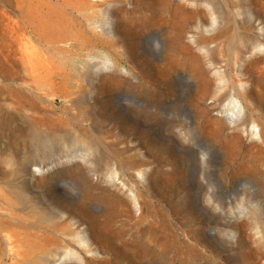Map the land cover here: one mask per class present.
I'll return each mask as SVG.
<instances>
[{
  "label": "rangeland",
  "instance_id": "1",
  "mask_svg": "<svg viewBox=\"0 0 264 264\" xmlns=\"http://www.w3.org/2000/svg\"><path fill=\"white\" fill-rule=\"evenodd\" d=\"M28 2L0 0V264H163L137 257L123 242L132 230L129 225L152 221L165 206L150 195L145 176L124 163L145 154L133 147L136 138L122 136L111 116L121 124L133 123L141 135L152 132L167 138L189 176L196 169L203 184L196 217L180 211L169 214L179 252L172 264H264V190L255 195L258 185L247 171L222 174L224 155L251 141L262 142L264 129L253 124V133L244 132L243 140L226 139L236 116L212 105L219 90L215 69L223 71L228 64L223 76L233 89L241 63L236 61L238 51L244 57L264 54V0H166V17L145 22L115 13L119 6H132V0H110L85 11L62 5L83 38L52 34L47 41L36 39L23 17ZM119 23L120 33L115 30ZM169 24L178 29L183 25L186 41L221 25L229 27L226 35L207 45L217 55L214 68L203 62L210 80L202 96L206 113L201 121L190 100L194 86L189 76L174 67L152 75L139 56L143 52L160 59L159 34ZM247 37L259 45L246 50ZM29 39L50 55L49 62L25 46ZM241 84L248 87V82ZM261 92L264 97V80ZM174 111L188 123L169 118ZM154 115L168 120L169 128ZM215 117L220 122H214ZM201 149L210 152V171L199 160ZM147 168L144 165V172ZM245 181L248 203L238 208L237 198H231ZM101 188L128 203L112 205L113 219L101 217L88 240L85 223L77 221L85 214L72 215L65 206L84 203L85 213L100 214L107 203L93 195ZM135 193L153 204L139 218ZM203 195L210 207L219 209L217 215L203 205ZM48 217L61 226L48 227ZM214 226L217 235L209 231ZM13 231H46L52 240L44 248L28 250L12 243ZM68 248L71 254H66Z\"/></svg>",
  "mask_w": 264,
  "mask_h": 264
},
{
  "label": "bare ground",
  "instance_id": "2",
  "mask_svg": "<svg viewBox=\"0 0 264 264\" xmlns=\"http://www.w3.org/2000/svg\"><path fill=\"white\" fill-rule=\"evenodd\" d=\"M109 1L110 0H29L28 6L23 12V17L27 21V25L36 39L47 41L52 34L58 35L59 37L74 35L82 39L83 36L80 29L75 25L73 16L66 12L62 5L70 7L76 6L79 10L85 11L89 9L95 10L98 5ZM132 3V6L129 8L119 6L115 13H128L134 18L135 22L137 18H141L143 22H145L146 19H154L158 16L166 17V0H132ZM246 23L249 25L248 22ZM124 25L123 23V26ZM121 26L122 23H119L115 27L118 33H120ZM169 27L170 28H165L164 31L159 34L162 41L160 59L156 61L152 55L140 52L139 56L145 61L142 65L147 68L152 75L156 74L155 71L160 72L170 67L177 68L188 75L194 86V90L190 94V100L196 110L198 120L201 121L206 113L205 109L201 107L202 96L210 80V77L207 75L208 68L204 66L203 62L208 60L209 65L214 68L216 66L217 55V52L211 50L207 45L217 41L219 37L226 35L229 31V27L227 25L218 26L207 35L193 38L191 41L183 39V25H180L179 29L170 24ZM136 36L137 31L135 30V37ZM258 45L259 43L254 42L251 38L247 37L245 39L244 46L246 50L257 47ZM25 46L36 54L39 59L50 61V55L36 47L30 39L25 42ZM242 56V53L238 51L236 54V61H241V63L238 77L235 80L236 85L233 89L230 88L227 80H225L223 76L224 71L229 67L228 64H225V67L222 68L223 71L218 70V68L214 70L215 78L219 79V90L212 104L219 108L221 113L227 114L229 111L236 116L231 131L227 132L224 137L229 140H237L238 142L243 140L242 134L244 132L249 135L253 133V130L250 128L251 125L256 124L259 129H264V97H262L261 92V86L264 80V54H252L247 57ZM242 82H248V87L242 86ZM229 96L231 98L227 104L221 106V100ZM241 111L242 115H240ZM96 113L99 114L98 111H96ZM94 117L95 116H93V118ZM110 118L118 124L117 126L125 139L131 135L136 138L133 147L143 149L145 156H147H141L139 159L128 158L124 160V163L132 170H136L138 173L145 176L148 180L147 183L150 195H156L157 199L159 201L162 200L165 206L164 209L158 210L152 221L133 228L129 225L132 230L128 238L123 242L133 248L137 252V257L139 258L152 260L160 259L163 264H172L174 255L176 253L179 254V252L177 251L178 237L169 220V214L171 211H180L196 217L198 215L196 199L202 193L203 184L196 176V169L193 175L189 176L188 167L183 161L177 159L178 152L174 154L172 145L167 138L160 135L154 136L152 132L141 135L133 123L121 124L116 117L111 116ZM153 118H156V121H158L163 128H169L170 123L168 120L156 115H154ZM214 122H220V118L215 117ZM157 151L160 153H157ZM148 156H150V158ZM223 163L224 170L222 174L224 176L231 177L233 174L247 171L258 185V191L255 195L259 196L263 192L264 139L260 143L251 141L235 152L225 154ZM147 164L148 168L144 172L143 167ZM227 181H229V178ZM90 187L95 189L96 185L90 184ZM195 189L197 190L195 191ZM94 193V197L107 203L100 214L85 213L84 203L65 206V209L72 215H76L78 211L85 214L83 217L78 216L77 221L85 223V231L87 232L88 240H91L90 234L93 235L94 228L102 221L101 217H111V219H113L112 216H109L111 215L112 205L120 202L123 204L128 203L126 198L114 192H110L106 188H101L99 192L96 193L95 191ZM134 197L139 210V218L143 209L145 207L152 208L153 204L147 197L144 198L137 193H135ZM45 221L48 222L47 226L51 229H56L62 224L61 221L51 219L50 217L46 218ZM120 225L122 227L126 225L127 228H129L128 223L120 222ZM120 225H118V229L119 234L122 235L121 232H123V230ZM11 236L12 243L16 247L24 246L28 250L44 248L52 240L49 232L46 231L40 234L28 231L19 234L13 231ZM71 253L72 250L68 248L66 254ZM109 260L112 262V259ZM109 260L104 259V261ZM125 262V264H130L129 261Z\"/></svg>",
  "mask_w": 264,
  "mask_h": 264
},
{
  "label": "clouds",
  "instance_id": "3",
  "mask_svg": "<svg viewBox=\"0 0 264 264\" xmlns=\"http://www.w3.org/2000/svg\"><path fill=\"white\" fill-rule=\"evenodd\" d=\"M175 112V111H174ZM169 118H174L178 121H186L188 123L187 117H181L178 113L175 112V116L173 117L172 113L169 114ZM179 139V138H178ZM182 144L187 145L186 143H184L183 141H181ZM203 160L204 164L207 167V171L211 170V165L208 163L209 159H210V152L208 150H204L201 149L200 153H199V160ZM248 187V182L245 181L243 182L237 193L233 194L231 200L233 198H237L238 203H236V207L238 208H243L245 206L246 203H248V199H247V194L245 192V189ZM216 190V189H215ZM202 202L203 205L213 214V215H217L219 212V209H213L212 207H210L209 203L205 200V197L203 195L202 198ZM253 204L255 203L254 201L252 202ZM210 233L213 235H217V231H216V227H211L209 229Z\"/></svg>",
  "mask_w": 264,
  "mask_h": 264
}]
</instances>
